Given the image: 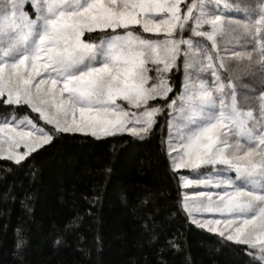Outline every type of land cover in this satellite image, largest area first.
<instances>
[{
	"label": "snow or ice",
	"instance_id": "6c2138e0",
	"mask_svg": "<svg viewBox=\"0 0 264 264\" xmlns=\"http://www.w3.org/2000/svg\"><path fill=\"white\" fill-rule=\"evenodd\" d=\"M0 103L15 164L61 134L133 154L167 111L179 209L264 264V0H0Z\"/></svg>",
	"mask_w": 264,
	"mask_h": 264
},
{
	"label": "trees",
	"instance_id": "16d2710c",
	"mask_svg": "<svg viewBox=\"0 0 264 264\" xmlns=\"http://www.w3.org/2000/svg\"><path fill=\"white\" fill-rule=\"evenodd\" d=\"M241 83L242 95L259 88L253 76ZM167 117L134 141L133 154L122 150L127 134H61L20 164L0 159V264H253L244 246L197 228L179 209Z\"/></svg>",
	"mask_w": 264,
	"mask_h": 264
},
{
	"label": "rangeland",
	"instance_id": "374dc122",
	"mask_svg": "<svg viewBox=\"0 0 264 264\" xmlns=\"http://www.w3.org/2000/svg\"><path fill=\"white\" fill-rule=\"evenodd\" d=\"M8 106H4V105H2V103H0V118H3L7 113H9V112H11L12 110H9L8 108H7ZM25 110H27L26 108H24ZM16 112H17V115H19V114H21V113H24V112H27V111H22V110H19V111H17L16 110ZM31 116V115H30ZM31 118L34 120V121H36L32 116H31ZM37 122V121H36ZM38 123V122H37ZM41 126H44V125H42L41 124ZM45 127V126H44ZM180 172H181V174H184V175H190V173L188 172V170H179ZM197 190H199V189H197V188H191V189H188L187 191L189 192V193H191V192H193V191H197Z\"/></svg>",
	"mask_w": 264,
	"mask_h": 264
}]
</instances>
